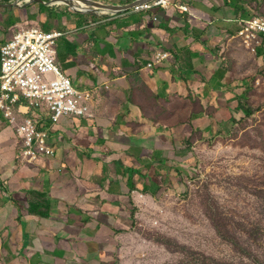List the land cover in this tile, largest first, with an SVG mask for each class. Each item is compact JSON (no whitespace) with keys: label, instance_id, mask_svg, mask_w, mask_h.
<instances>
[{"label":"crops","instance_id":"1","mask_svg":"<svg viewBox=\"0 0 264 264\" xmlns=\"http://www.w3.org/2000/svg\"><path fill=\"white\" fill-rule=\"evenodd\" d=\"M43 1L7 7L12 27L63 33L56 64L76 89H96L93 117L52 124L41 114L51 155L27 157L17 170L0 168L6 195L0 206L8 212L0 219V264H79L97 256L93 264H100L109 229L124 220L122 197L150 185L160 162L184 158L177 132L186 126L208 131L210 120L217 126L232 116L245 90L239 22L264 17V0H168L165 8L117 14L71 13ZM92 1L126 6L141 0ZM164 53L170 56L158 61ZM251 59L262 63L263 57ZM31 191L47 195L49 217L28 214Z\"/></svg>","mask_w":264,"mask_h":264},{"label":"rangeland","instance_id":"2","mask_svg":"<svg viewBox=\"0 0 264 264\" xmlns=\"http://www.w3.org/2000/svg\"><path fill=\"white\" fill-rule=\"evenodd\" d=\"M51 8L76 13L64 4ZM13 23L10 9L0 8V45L19 29ZM28 26L32 24L23 25ZM239 41L238 70L245 90L232 116L217 126L210 120L208 131L186 126L177 132L184 137V148L177 150L184 158L160 162L148 192L122 197L124 220L109 229L100 264H264V56L262 63L251 59L254 53ZM167 119L175 125L178 121L174 116ZM23 151L0 114L3 172L11 164L17 170L26 161ZM4 198L0 192V205ZM7 214L0 206V219ZM4 235L0 228V251Z\"/></svg>","mask_w":264,"mask_h":264},{"label":"built area","instance_id":"3","mask_svg":"<svg viewBox=\"0 0 264 264\" xmlns=\"http://www.w3.org/2000/svg\"><path fill=\"white\" fill-rule=\"evenodd\" d=\"M72 3L73 10L82 13L89 10L86 6L74 8L78 2ZM167 6L168 0H152L135 4L132 10L145 12ZM62 37L61 31L48 32L32 25L19 28L0 45V112L21 141L25 158L52 153L47 145V131L40 123L41 108L52 124L63 118L93 117L91 104L96 89H76L56 64L55 47ZM237 37L255 55L262 51L263 57L264 17L241 20ZM169 56L159 54L156 59L160 61ZM23 114L25 117H21Z\"/></svg>","mask_w":264,"mask_h":264},{"label":"trees","instance_id":"4","mask_svg":"<svg viewBox=\"0 0 264 264\" xmlns=\"http://www.w3.org/2000/svg\"><path fill=\"white\" fill-rule=\"evenodd\" d=\"M258 55L262 56V51L258 53ZM241 97V96H240ZM140 177L142 175L138 173ZM152 186L154 183H151ZM132 190H135L136 187L134 185H131ZM0 190L4 191V187L2 185V182L0 181ZM149 191L148 185H143V193H146ZM26 200H27V212L28 214L32 216H37L39 218H47L50 215V200L47 198V195L45 193H40L37 191H31L26 193ZM263 264V263H262Z\"/></svg>","mask_w":264,"mask_h":264},{"label":"water","instance_id":"5","mask_svg":"<svg viewBox=\"0 0 264 264\" xmlns=\"http://www.w3.org/2000/svg\"><path fill=\"white\" fill-rule=\"evenodd\" d=\"M21 1H25V2H35L36 1V2L44 3L43 0H17L15 3H12V4H7V5L0 4V7L1 8H7L10 6L16 7V6H18V4ZM72 1L80 2V3L84 4L88 9H94L95 11H102L105 13L117 14V13L132 9L135 4L149 2L152 0H141V1H137L136 3L126 5V6L107 5V4L94 2L92 0H51L47 4L51 5V4H57L59 2H64L65 4L72 6V4H73ZM74 11L80 12L77 9H74Z\"/></svg>","mask_w":264,"mask_h":264},{"label":"bare ground","instance_id":"6","mask_svg":"<svg viewBox=\"0 0 264 264\" xmlns=\"http://www.w3.org/2000/svg\"><path fill=\"white\" fill-rule=\"evenodd\" d=\"M74 8L82 9V8H85V5L78 2V4H76V6H74Z\"/></svg>","mask_w":264,"mask_h":264}]
</instances>
